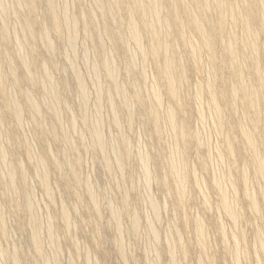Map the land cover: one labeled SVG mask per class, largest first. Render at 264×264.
Segmentation results:
<instances>
[{
	"label": "rangeland",
	"instance_id": "1",
	"mask_svg": "<svg viewBox=\"0 0 264 264\" xmlns=\"http://www.w3.org/2000/svg\"><path fill=\"white\" fill-rule=\"evenodd\" d=\"M0 1L2 2L1 4H3V6L5 2L4 10L0 9V28L3 27L4 25L5 26L7 25L6 30H8L6 32L8 35L5 40L2 39V37H0V57L2 55H6L7 53L8 61L12 63L11 64L12 66H14L12 68L15 71H17L18 69L19 71L21 70L20 72L24 73L25 76L27 77L28 75L26 74V71L23 69L21 63H19L20 62L19 60H21L23 57H24L23 59L28 58V56H30V53H31L30 48L28 49L27 44H25L24 42L26 41V38L27 40H29L30 36L28 35H30V33H28L27 30H24L25 22L23 21L26 17L25 15L29 16V10L27 7H25L23 3L20 2L21 0L20 1L19 0H0ZM54 1L57 2L56 5L59 11L58 16L60 18L62 16L63 19L62 18L61 19L63 21H65L66 18L76 19V22L72 24L74 25V27L70 24L63 23L59 31L54 30V27L52 24V17H50V12H49V8H48V4L46 0H38L39 4L37 5L35 9L36 12L34 11L32 14V17L36 19L35 27L33 28L36 38L34 40L35 43H33L34 45L32 46L34 47L32 48V51L36 59L35 60L36 66L31 72H32V76L33 75L35 76V77L33 76L32 79L36 78V80L34 81L31 78H28L27 80H25V77H24L22 81L15 84L14 81L11 82L12 78H10L9 75L7 74L8 81L6 80L5 83L2 85V87H0V128H1L0 129V151H1L0 153V181H1L0 182V221H1L0 222V226H1L0 227V247H1V252L0 253L2 254L0 255V264H4V263L5 264H15L14 260H12L13 254L15 253L17 254L19 258V262H20L19 264H45V262H47L48 259H49L48 264H53V263L54 264H57V263L58 264H72V263L73 264H168V263L169 264H198V263L199 264H203V263L204 264H236V263L237 264H256L255 258L259 260L257 264L259 262H261L259 264H263L264 255H262L263 253L261 254L262 251L260 248L256 249V247H259L258 246L259 245L258 235L256 234H258L257 229L259 228L258 229L259 232L262 233V234L259 233V236L263 239V242H264V205H263L264 196L262 197V195H264V187H263L264 178H262L264 177V175L261 176L256 173L255 167H253L254 164L251 160L252 153L246 148V145H245V140H244L245 137H243L244 135H242L243 133L240 132V130L235 128L241 121L240 124L247 125L248 127L246 128L248 130H251L253 134H256L254 135L256 140L262 141L261 146H260V153L262 155L263 162H264V140H263L264 138V117H263L264 116V96H263L264 95V78H263L264 76V33L260 31L258 27L255 28V31H257V35H258V39H257L258 47H259L258 54H257L259 56L258 63H260L259 64L260 68L262 67L260 69L262 72L261 73L262 85H260L258 84L259 81L257 80V78H255L257 80L256 81L254 77H251V76L248 77L251 74H250V65L248 63V60L246 61L244 59V56L246 55L244 43H243L244 42L243 39L245 37L244 29L242 28L239 22H238L239 24L235 21L233 22V20L230 19L231 17L229 15V12L231 11L232 7L233 9L236 10L238 6V9L236 11H238L239 9L242 10L244 8V3L237 2L234 0H226V2L224 0H221L222 2L225 3L226 9L228 10L226 12H228L227 20L229 22L227 21L226 22L227 24H225V27H226L224 30L225 35L232 37L234 45L236 44L235 45L236 48L238 47L237 48V52L239 53L238 55L243 56L245 54L242 57L244 59L242 62L247 67L244 66L242 63L239 71L242 70L244 72V73L242 72L244 76H246L247 74L246 79L247 78H250V79H247L246 83H248L250 87L251 86L254 87L253 89L257 91L256 100L258 103L257 105L258 108H257V117L256 119H254V121H252L253 120L252 117L254 115L253 111L251 114L248 109H246L243 105H241V102H240L241 100L239 101L240 99L239 96L237 95L235 97L237 98L236 100L225 89V86H223L222 82H225V81L229 83L232 82V85L235 84L234 82L235 78L233 77L235 76L237 69L235 70L230 65H225L224 67H222L221 65H218L220 64L219 58L222 57V53H223V44L221 43V41H218L216 43L217 49H216L215 54L217 57V61H216V65H214V63L210 62V59L206 58L208 57V54L204 49H201L199 51L201 45H200L197 34L193 33L190 28L185 27L186 32H187V38H189L188 42H191L196 47V50L199 51V53L201 54L199 55L201 57L199 56L200 59L199 58L194 59L193 62H195L196 64V67H195V64H192L193 62H191L193 58L190 57L189 54H187L188 53L187 46L182 43L175 44V52H178L176 53V55L179 58V60H181L180 57H182L181 64L183 65V67L184 66L185 67L183 68L184 70L181 71V76H180L183 79L181 83L177 86L179 88V95H180L179 100L180 101L173 100L168 95V93L165 92L166 88L164 86V80H161V79L158 80L159 79L158 78L159 77L158 67L161 65L163 58H158L156 60V59H153L151 55L150 56L147 55V57L142 56L141 51L139 52L138 46L134 44L131 39H129L130 37H128L130 30H129V24H128L129 22H128L127 14L125 13L124 10L116 11L115 9H113L114 7L111 4H115V2L112 3V1L110 0H104L106 2L107 8L109 7V9L106 11V14H105L107 15L106 17H108L109 19L108 20L105 17V15L104 16L101 15L100 7L97 4V2L94 0H54ZM213 1L215 0H209L211 7L208 9V12H210V14L208 13V15H211L212 18H215L217 16V12L214 11L215 7L213 4ZM246 1L247 0H245V2ZM259 1H261L260 6L263 11L264 1L262 0H259ZM19 3H21V7ZM65 4L67 7L65 6ZM96 4L98 5V7ZM230 4H232V6ZM229 6H231V8ZM5 7L9 9L6 10ZM62 7L64 8V10ZM111 7H113L112 8L113 10L112 9L110 10ZM193 8L195 9L194 5L192 6V9ZM19 10L20 12H18ZM62 10L65 12H63ZM178 13L181 17H183V13L180 9ZM106 28L108 30L114 31L117 35L119 34V37L120 35H122L121 39L115 40L112 36L108 35ZM40 29L41 30L46 29L45 32L49 33L48 37L44 38V36L40 35L41 34L39 32ZM72 29L76 32L75 37H74L75 32L72 31ZM116 31H118L119 33ZM189 31L193 36L190 35L191 36L190 37L188 35ZM24 32L26 33V35L24 34ZM16 35L18 36V38ZM50 35H51L52 40L49 38ZM192 37L195 38L197 43H195L196 41H194ZM19 39H21V43L18 42L20 41ZM22 39L24 41H22ZM48 39H50V41H48ZM190 39L192 40L189 41ZM234 39H236V41H234ZM44 40L46 41V43ZM51 41L55 49L53 51H49L48 50L49 47L47 46L48 42H51ZM141 42H142V46L144 44L143 48H146V47L148 48V45H149L148 35L143 34L140 40V44ZM19 44H21L22 48L20 47ZM126 44L127 46H125ZM23 47L25 49H23ZM19 48H20V51L18 50ZM243 48H244V51L242 52ZM46 50L47 52L48 51L49 52L47 53ZM135 50L136 51L138 50L139 53L138 52L134 53ZM184 50H187V51L184 52ZM19 53L23 55L20 56ZM42 55H44L45 57ZM139 55L142 56L143 60L145 59L144 57H146L145 59L146 62L143 61L141 59V56ZM184 55H186V57ZM106 59H107V62L110 59L108 64L109 66H111V68L112 66L117 67V68H114L116 73H115V78H114L115 80L114 79L113 80L115 82L116 77H117V80L120 83L116 81L114 84L112 82L111 77L108 74L106 75L105 72H107L108 69L103 65ZM113 60L115 61V64H113L114 62ZM136 60L138 63L136 62ZM195 60L197 62L199 61L200 63H197ZM43 62H46V63H43ZM18 64L20 65V67ZM135 64H138V65H136L135 67ZM140 64L142 66H140ZM5 65L10 70L9 64L4 63V66ZM43 65L45 67H43ZM190 65L191 66L194 65V66L191 67ZM7 67L4 69V71L6 72L8 71L9 73V70L7 69ZM105 68H106V71H105ZM138 69H142V70H138ZM74 70L79 71V73L81 72V74H78L79 76L82 75L81 81L82 80L84 81V82L82 81L81 84H83L82 86L84 88L87 87L86 95L84 98H82L80 92H78L80 91L79 90L80 88L78 86L79 83H78V79L75 78L77 77L76 73L78 72L76 71L74 72ZM97 70L99 71L97 72ZM140 71H142V73ZM42 72L44 75L42 74ZM49 73L50 75L51 73L53 75L51 79H49L50 77ZM145 74H147V76ZM42 75L44 79L42 78ZM95 75L97 77H95ZM214 75L215 77L213 78ZM38 76L41 77L42 81L43 80L47 81L49 79L52 82V84L55 81L57 82V83L56 82L54 83V85L56 86L55 88L57 90V95L55 97H54V94L51 93L53 91L47 90V88L49 89L52 87V85L50 86L51 82L50 83L49 81L42 82L40 80V77ZM46 77L47 79H45ZM232 78L234 81L232 80ZM29 80L32 83L33 87L29 84ZM150 80L151 81L155 80L157 84L153 83L154 81L151 82ZM251 80L253 81L252 83H251ZM150 82L151 84H149ZM116 84L119 89L122 86V88L125 89V92H127V94L123 93V94H126L125 103H123V100H125V96H121L120 93H117L116 91L117 89L115 87ZM153 84H155L156 86L155 85L153 86ZM196 84L197 86L199 85L202 86L203 88V89L201 88L202 91L201 89H199V87L196 86ZM206 84L207 86H205ZM44 85L46 88L43 87ZM148 85L149 86L152 85L154 88L157 87L158 91L160 90L159 91L160 97H163V99L160 98V102L157 103L155 100H152L150 102L153 90L150 89L152 86L148 88L149 87ZM208 85L210 87L212 86V88L215 91L216 101H218L220 111L222 112V113L220 112L221 114L220 118L217 115H214V113L216 114V112H214L215 110H213V107L209 105L211 103H208L210 102L209 96H208L209 89H206L207 87L209 88ZM112 87H115V88L112 89ZM16 91H17V94H16ZM197 91H199L197 95L200 94L201 96V97L199 96L200 98L197 97L196 95ZM200 91L203 93H201ZM3 93H7L9 97L13 98L15 101L18 102L17 104L20 103L19 105L20 107H22L23 113L21 112V115L18 120L14 119L15 117H13L11 114V111H9L10 108L3 101L4 100V98L2 99ZM42 93L44 95H42ZM47 93H49L50 96L49 94L47 95ZM24 94L27 98L29 99L31 98L30 100L35 101V103L38 106L40 105L39 110L40 108L42 110H40L39 112L40 115H38L40 117L38 118L37 116L38 119L36 118V116L32 115L30 107H28L29 102H27L30 100L26 99ZM136 94H137V97H136ZM162 94L163 96H161ZM118 95L124 99H122ZM43 96H45L46 98ZM51 96L54 97L53 100H52L53 97ZM130 96H132V99L130 98ZM144 96H148V98ZM139 97L142 99L144 98V100L146 99L147 102L150 104V106L153 105L157 107L159 117H161L160 127H163L161 128L160 130L161 132L159 134L156 132L155 124L153 123L151 118H149L148 112L145 111L144 104L141 103ZM195 97H197V99ZM32 98H34L35 100ZM80 98L82 102L80 101ZM110 98H112L113 100ZM46 99L49 101H47ZM96 99H99L98 100L99 102ZM234 99L236 101V104L238 105L235 104ZM44 100L45 102H43ZM50 100H52V102ZM85 100H86L85 102L86 104L82 105L84 104ZM87 100H88V103H87ZM199 101L202 104L199 103ZM49 102L53 105H51ZM97 102L99 105H97ZM118 102H120L122 106ZM131 102L133 104H131ZM186 102L188 106H187V109L184 110L182 108ZM43 103L45 104V106ZM57 103H60L59 104L60 107L57 106L58 105ZM126 103L128 106H126ZM46 104L47 105L49 104V105L47 106ZM114 104L115 106H113ZM199 104L200 106L202 105L203 108L199 107ZM49 106L52 108H49ZM83 106L85 107L87 106L86 108L88 109H86ZM47 107L49 108V110L47 109ZM126 107L128 108L130 107V109ZM234 107H237V108L234 109ZM83 108H84V112H83ZM171 108H174L172 110L175 112V115L178 118L177 119L178 122L181 123L182 121H185V123L187 124L186 131H185L187 136L179 138L180 132H178L179 130L178 128L180 127H178L176 130H171L169 127L167 128L166 126H164L166 123L165 120L167 119L166 117L168 116L169 110ZM199 108H201L202 110H200ZM53 110H55L54 112H56V114H54L55 116L52 115L54 113ZM235 110L237 111V113ZM49 112H52V114ZM164 112L165 114H163ZM116 113H117V116H119V117L116 116L119 119V120L117 119V121L114 120V118H116L115 117ZM201 114H203L202 116H205V117L202 118V116H200ZM83 115H86L87 117ZM41 116L44 117V124H43V119H42L43 117ZM212 116L213 117L216 116V118L214 117L215 118L214 119ZM112 117L114 121L112 120ZM226 117L227 119H225ZM33 118H34V121H33ZM162 120H164L165 122L163 123ZM17 121H20L21 123ZM57 121H59V123ZM221 121H224V122H221ZM72 122H74L73 125H72ZM90 122H91V125H90ZM94 122H95V126L93 125ZM131 123L133 124L131 125ZM40 125L44 127L45 129L40 127ZM96 126L98 127V130L101 131L100 132L101 136L105 137V140L107 139L106 141H104L106 143V149H108L107 154L98 150V148L95 145V142H94L95 137L94 135L92 136L91 132L93 129L92 127H96ZM61 127H64V128H61ZM40 128H41V132H40ZM56 129H59V130H56ZM164 131H165V134H164ZM219 131H222V132H219ZM225 131H228V132H225ZM62 132L64 135L62 134ZM199 132H201L200 135H199ZM177 133H178V136H177ZM169 134L171 136H168ZM196 134L198 135V137ZM165 135L167 136L165 137ZM61 136H64L67 139L65 140L64 137H61ZM227 136L230 137L232 145H234L236 149L235 153L231 154L233 156H231L230 153H227V151H224L226 150L224 145L226 141L225 137ZM166 138L167 139L170 138V139L165 141ZM176 138L178 139L175 144L173 140H175ZM257 138H260V139H257ZM124 140L127 141L125 142L129 144L128 147L130 150H132V152L130 151V155L127 158H124V162H123L124 165H127V161L129 162L127 166L125 167L124 165L122 166V169L124 168L123 169L124 171H123L122 169H120L121 167L119 165L118 166L120 168L116 165V163L119 158L117 154H121L123 152ZM197 140L199 142H197ZM66 141H67V144H66ZM111 141L112 143L113 142L117 143V145L113 143V146H112V144L109 143ZM165 142H168V143L171 142V143L169 145L167 143L166 145ZM118 143L120 145H118ZM177 143L179 146L177 145ZM68 144L69 145L71 144V146H69ZM66 146L67 148H65ZM173 147L176 149H173ZM1 148L4 150H2ZM112 148H115V149H112ZM117 148L119 151L117 150ZM140 148L142 149V151L144 150L143 153ZM167 148L168 149L171 148V149L168 151ZM218 148H220L222 152L219 151L220 149L218 150ZM26 150L28 153L25 152ZM175 150H177L178 153ZM209 150L211 152V155H210ZM75 152L76 154H74ZM173 152L174 153L176 152L178 156H182V157H178L176 155V158H178L180 162H182V164L184 163L182 165L183 169L181 168V171L185 169L184 171L185 173L184 172L182 173H183V176L185 177L184 182H186L187 180L186 182L187 184L184 183V189L186 188L187 190L183 194L184 195L183 197L180 194V192H178V189L176 188L177 186L174 185V182L176 184V181H174L173 179L174 177H172V175L168 173L169 166H170L169 157H170V154H172ZM180 152L182 153L180 154ZM219 152H221V154H219ZM114 153L116 156H112L114 155ZM217 153L219 154V158L217 157L218 155ZM29 154L31 155V158ZM101 154L104 157H102ZM146 154H149V156ZM206 154H208L211 157L207 156ZM1 155H3L2 156L3 158L4 157L5 158L3 159ZM27 155L29 156L27 157ZM220 155L222 156V158L220 157ZM32 156H35V157H32ZM70 156H75L76 159L75 157H70ZM77 157H79L80 160ZM105 157L106 159H104ZM41 158L45 159L46 164L43 163L44 165H41L42 164ZM70 158L72 159L70 160ZM110 158L111 159L114 158L115 162L113 161L114 159L111 160ZM145 158H149L150 160L149 159L146 160L145 166H143V162H141L140 159H142L143 161ZM209 158H211V161H209ZM53 159L57 160V163L53 162L54 161ZM219 159H223V160L220 161ZM3 160H4L5 165L2 162ZM105 160L107 161L105 162ZM47 161L49 162V164L47 163ZM107 162H108V166H107ZM205 162H207L206 165H205ZM35 163H37V165ZM9 164H12V165L10 166ZM33 165L34 166L36 165V166L34 167ZM57 165L58 166L60 165V166L58 167ZM112 165H115V166L111 167ZM69 166H71L72 168ZM140 167H143L145 170L142 169L143 170L142 171ZM69 168H71V171H69L70 170ZM76 169L78 170V172ZM116 169H118V171L120 169L119 171L120 173ZM192 169L193 171L194 170L196 171L192 172ZM228 169L229 170L231 169L230 170L231 174L228 173L229 175L227 174V171H229ZM121 170L123 171V173H121ZM149 170H152V171H149ZM224 170L226 173L223 172ZM242 170H244V172L247 174L245 175ZM42 172L44 173L42 174ZM149 172L152 175L149 174V177H147V174ZM195 172H196V175H195L196 178L198 177L197 179L194 176ZM73 174L76 177L73 176ZM212 174H214L215 176L217 175L218 176L214 177ZM10 175H12V178H14L13 182L15 183V188L12 189L14 193L12 192V190L7 189V187L5 186L6 185L5 180H7ZM37 175L38 177L40 175V178H38ZM143 175L146 176L147 178L143 177ZM1 176L3 178L5 177L4 180L2 179ZM212 176L218 179L219 182H221L219 187L220 186L222 187V191H224L225 193H229L226 195H229V197L228 196L227 197H228V200L232 203V205H234V203L236 202L237 206L240 207L239 209L238 207L236 208V205H234V208H236L235 210L237 213V218L235 220L238 219V221L232 220L233 221L232 222L231 218L228 217L225 209H224V212L222 211L223 207L220 204L221 194H222L220 193L221 187L219 189L218 184H216L217 186H215V183L212 182L213 181ZM221 176L224 177L223 179L225 181L222 180ZM244 176H246L247 178L249 177L247 179L248 180L247 181L248 184L246 185L247 187H245V185L242 183ZM45 177L46 178L48 177L49 179L46 182L45 180L47 179ZM219 177H221V179ZM78 178H79V181H78ZM38 179L39 180L41 179L42 182L41 180L39 181ZM146 179L149 184L146 183L145 185L144 181H146ZM164 179H167V180L164 181ZM194 180H197V181H194ZM202 180L204 181V183L200 182ZM223 181L225 184L223 183ZM88 182L91 185L88 184ZM197 182L198 183L200 182V183L198 184ZM227 182H230V183H227ZM48 183H49V187L47 188H49L50 192H51L50 188H52V192L50 193V195H47L46 190L45 192H43L44 191L43 186ZM231 183L233 184L231 185ZM205 184L207 186L204 187ZM249 184H251V186ZM87 185L89 187V190L87 189L88 188ZM148 185H151V186L148 187ZM214 186L217 189H215ZM244 187L249 188V189L246 190ZM252 187L253 189L251 191L250 188ZM45 188H46V185H45ZM91 188L94 190V192L96 191L95 197L93 199L95 202H97L96 200L98 198L97 203H92L93 200L90 201L92 199L91 195L89 197L87 195L88 191H89V194H91L90 191H93ZM243 188L246 191H244ZM260 188H261L262 193L259 190ZM14 190H16L17 192ZM203 191L205 194H203ZM207 191L209 194L207 193ZM248 192L252 195L254 194V197L257 200V203H258V210H256L258 211L257 216H255L256 211L255 213H252L254 212V210L250 204V198H248L249 194H247ZM251 192H254V193H251ZM45 193L47 196L44 195ZM51 194H53V196ZM97 194L99 197L97 196ZM149 194L152 196H150ZM200 195H204V197L206 196L205 199H202L203 196H200ZM236 195H238V198ZM177 196H179V198ZM26 197H29L31 199L27 200L29 198L26 199ZM125 198H126V201L123 202V199L125 200ZM154 198L157 200L156 202ZM207 198H208V201H206ZM246 198L248 199L246 200ZM148 199L152 202L154 201V203L151 202L150 204V201ZM121 201L123 202V205ZM62 202L64 204H62ZM32 203L35 207L32 205ZM124 203H126L127 205ZM203 203H205L206 205H209V207L210 206L212 207L208 209V206H206ZM246 204H248L247 206L249 207H247ZM95 205L97 206V208L98 207L99 208L98 209L94 208L96 207ZM150 205H153L154 207L158 205V207L156 208L157 210L159 208L160 211L159 210L157 211L156 208H154L156 210V213H154L155 211L153 209L154 211L153 212L150 209V208H153L152 206L149 207ZM202 205H205V206H202ZM112 206L115 209L117 208L116 213L120 212L119 213L120 215L114 213L115 209L112 210ZM61 207H63L64 211L66 210L65 212L70 211L69 213H67V214H70L68 215V217L69 216L71 217L69 218V220L67 219L68 227L67 225H65L67 221L65 222L64 218L62 219V216H63L62 214H64L65 212L61 210ZM183 209H184V212H183ZM34 210H36L37 213ZM98 210L99 211L101 210L100 213L96 212ZM60 211L61 212L63 211L64 213L63 212L61 213ZM28 212H31V213H28ZM96 213L99 215H97ZM113 213L115 215H113L112 217L111 214ZM152 213L155 214V218ZM136 214H137V217H135ZM33 215L34 216L37 215V221L36 220L34 221V218H36V216L34 217ZM132 215H134L133 217H135L137 221L133 222L134 218L132 217ZM157 215L159 217L156 219ZM38 216H40L42 219H40V217ZM146 216H147V219H146ZM239 216L241 218V221L239 220L240 219ZM32 217L34 218L32 219ZM115 217H120V219L118 218L119 222L117 223H119L118 226L121 229H119V227L117 226L116 221L118 220ZM49 218L51 220V223L49 221ZM115 219L116 221H114ZM32 220L34 221V223L41 222V224L37 223V229H36V226L33 228L34 223ZM29 221L32 223H30ZM45 221L46 222L49 221V222L46 223ZM60 221L62 222V224L60 223ZM135 222L139 223V228H138V224L137 223L135 224ZM197 222H201L204 227L203 232L205 233L204 234L205 238L202 243L200 242L201 240L199 239V236L196 233L197 232L196 231ZM49 223L53 225V226L51 225L53 227L52 229H50L51 226ZM151 223H153L156 227H153L154 226L153 224H152L153 226H151ZM172 223L174 226L172 225ZM237 223H239V225ZM42 224L44 226L40 227V225ZM115 224L118 228L115 226ZM222 225L224 226V228L221 227ZM39 227L42 228V230H40ZM47 227L48 228L50 227V228L48 229ZM73 227H75L74 230H72ZM116 228L118 230H116ZM66 229H68V231L70 232H68ZM132 229L134 231H132ZM222 231L223 232L225 231L226 233L225 232L222 233ZM29 232L32 234H30ZM36 232H39V235L41 233V235L39 236L40 243H41L39 250L35 248L36 246L33 241V238L32 239L29 238V237L34 236ZM47 232H51V234L48 235ZM221 233L224 234V236L226 235L227 237L225 236L224 238V236ZM51 235L53 236V239H50L52 237ZM120 235L122 239L119 237ZM206 235H209L208 239ZM47 236L49 237L46 238ZM195 236H197L198 238H196ZM233 236L235 237V239L237 238V240H233L230 238ZM244 237H245V242L243 240V243H242V239H244ZM226 238H227V242H229V245H227L226 243ZM45 239L47 241H45ZM166 239H167V242H166ZM56 240H59V244L57 243ZM171 241H173L174 244L176 245H173L172 244L173 242ZM238 241H239L240 246L237 243ZM43 244L44 245L46 244V245L44 246ZM177 244L179 246L176 249ZM153 246H154V249L152 248ZM172 246H174L175 248ZM236 246H239L240 248L238 249V247L236 248ZM180 247L182 250L180 249ZM231 247L233 248V250ZM2 248L4 249V251H2L3 250ZM172 248H174L175 250H172ZM241 248L243 249L245 248L247 252L245 251V249L241 250ZM45 249H48V250H45ZM14 250H17V251L15 252ZM37 250L39 253L37 252ZM240 250L242 251V253L243 252L245 253L241 254ZM155 251L159 252V256H158V252H155ZM11 252H14V253H11ZM85 252H88V253H85ZM172 252L173 254L174 252L175 254L176 253L177 254L171 255L170 253ZM4 253L5 254L7 253V256L4 255ZM56 253L58 255H56ZM256 253L258 255H256ZM48 254H51V255H48ZM86 254L88 256H86ZM120 254H123V255L121 256ZM10 255H11V258H10ZM47 255L49 256L48 258L46 257ZM52 255H54L55 258L52 257ZM119 255L122 259L119 257ZM243 255L245 258H243ZM2 256L4 258V261L2 260L3 259ZM5 256H6V259H5ZM258 256H259V259H258ZM168 257L171 260H169ZM88 258L90 259L88 260ZM230 258H232V260ZM123 259H127V260H123ZM52 260L53 261L56 260L55 262L57 263L50 262ZM171 261H174V263Z\"/></svg>",
	"mask_w": 264,
	"mask_h": 264
},
{
	"label": "bare ground",
	"instance_id": "2",
	"mask_svg": "<svg viewBox=\"0 0 264 264\" xmlns=\"http://www.w3.org/2000/svg\"><path fill=\"white\" fill-rule=\"evenodd\" d=\"M20 1V0H19ZM94 1H96L97 2V4L99 5V7H100V13H101V15L102 16H104L105 14H106V11L109 9V7L107 8V6H106V2L104 1V0H94ZM110 1H112V3L113 2H115V4H111L113 7H111L110 8V10L113 8V9H115L116 11H119V10H124L125 11V13L127 14V16H128V24H129V35H128V37H130L129 39H131L132 40V42L134 43V44H136L137 46H138V48H139V52L141 51V54H142V56H146L147 57V55H151L152 57H153V59H158V58H163V61H162V63H161V65L158 67V75H159V79L158 80H164V86H165V92H167L168 93V95L173 99V100H179V88L177 87L180 83H181V81H182V79L183 78H181L180 76H181V71L182 70H184L183 68L185 67H183V65L181 64V60H182V57H180L181 58V60H179V58L177 57V55H176V53H178V52H175V44L176 43H182V44H184V45H186L187 46V49H188V53L187 54H189V56L190 57H192L193 58V60H191V62H193L194 61V59L196 58V59H200V53H199V51L201 50V49H204L206 52H207V54H208V57H206L207 59H210V62H212V63H214V65H216V61H217V57H216V43L218 42V41H221V43L223 44V53H222V57L221 58H219L220 59V64H218V65H221L222 67H224L225 65H230L232 68H234L237 72H236V74H235V76L233 77V78H235V81L233 80V78H232V80L235 82V84L234 85H232V82L231 83H229V82H227V81H225V82H222L223 83V86H225V89L230 93V95L233 97V98H235L237 95L239 96V101L241 102V105H243L246 109H248L249 110V112L252 114V111H253V113H254V115H253V117H252V121H254V119H256V117H257V108H258V103H257V100H256V95H257V91H255V89H253L254 87H250L249 85H248V83H246V80L247 79H250V78H247L246 79V76H247V74H246V76H244V72L242 71V70H240L239 71V69H240V67H241V64L243 63L242 61L245 59L246 61L248 60V63H249V65H250V74L251 75H249L248 77H254V79L255 78H257V80L259 81V83L258 84H260V85H262V77H261V68H260V66H259V64L260 63H258V35H257V31H255V28L256 27H258L259 28V30L260 31H262L263 33H264V10L262 11V9H261V6H260V2L261 1H259V0H247L246 2H245V0H234V1H237V2H242V3H244V8L242 9V10H238V11H236L237 9H238V6H237V4H236V6H237V9L235 10V9H233V7L231 8V6H232V4H230L231 6H229L230 8H231V11L229 12V15H230V19H232L233 20V22L235 21V22H239L240 24H241V26H242V28L244 29V33H245V37H244V39H243V43H244V48H245V56H246V58H245V56H244V59L242 58L243 56H240V55H238L239 53L237 52V48H236V44L234 45V43H233V40H232V37H230V36H226L225 35V24H227L226 22L228 21L227 20V18H228V12H226V11H228L227 9H226V6H225V3L224 2H222L221 0H215V1H213V4H214V11H216L217 12V16L215 17V18H212V16L211 15H208V13L210 14V12H208V9L211 7V4L209 3V0H110ZM225 2H226V0H224ZM262 1H264V0H262ZM21 3H23L24 5H25V7H27L28 8V10H29V16H27V15H25L26 17H25V19L23 20L24 22H25V28H24V30H27L28 31V33H30V35H28V36H30V38H29V40H27V38H26V41H24L23 39H22V41H24L25 42V44H27V46H28V49L30 48V50H31V53H30V56H28V58H26V59H23L22 57V59L21 60H19L20 62L19 63H21V65H22V67H23V69L26 71V74L28 75L27 77L25 76V74L24 73H22V72H20L19 71V69L17 70V71H15L12 67H14V66H12L11 64L12 63H10L9 61H8V58H7V53H6V55H2L1 57H0V87H2V85L5 83V81L7 80L8 81V79H7V74L9 75V77L10 78H12L11 79V82L12 81H14V83L15 84H17L18 82H20V81H22L23 80V78L25 77V80H27L28 78H33V76H32V70L35 68V66H36V62H35V56H34V54H33V51H32V48H34V47H32L34 44L33 43H35L34 42V40H35V33H34V30H33V28L35 27V21H36V19L34 18V17H32V14H33V12L35 11L36 12V7H37V5L39 4L38 3V0H21L20 1ZM46 2H47V4H48V8H49V12H50V17H52V24H53V27H54V30H56V31H59L60 30V28H61V26L63 25V23L64 24H70V25H72V24H74L75 22H76V19H75V21H74V19L72 18V19H69V18H66L65 19V21H63L62 19V16H61V18L58 16V7H57V5H56V3L57 2H55L54 0H46ZM215 2V3H214ZM236 2V3H237ZM2 2L0 1V9L1 10H4V6H5V2H4V6H3V4H1ZM21 3H19L20 4V7H21ZM109 3V2H108ZM230 3V2H229ZM235 3V2H234ZM242 3H241V5H242ZM264 3V2H263ZM17 4V3H16ZM96 4V5H97ZM240 4V3H239ZM238 4V5H239ZM98 5H97V7H98ZM109 5V4H108ZM195 6V9L193 8L192 9V6ZM262 5V4H261ZM18 6V5H17ZM65 6H66V4H65ZM110 6V5H109ZM213 6V5H212ZM9 7V6H8ZM67 7V6H66ZM235 7V6H234ZM243 7V6H242ZM18 8V7H17ZM63 8V7H62ZM263 8V7H262ZM5 9L6 10H8L6 7H5ZM23 9V8H22ZM26 9V8H25ZM112 9V10H113ZM179 9L182 11V13H183V17H181L180 15H179V13H178V11H179ZM6 10H5V12H6ZM27 10V11H28ZM63 10H64V8H63ZM62 10V11H63ZM109 10V11H110ZM68 11V10H67ZM115 11V12H116ZM210 11V10H209ZM2 12H4V11H2ZM11 12V11H10ZM18 12H20V10L18 11ZM24 12V11H23ZM61 12V11H60ZM63 12H65V11H63ZM26 13V12H25ZM112 13V12H111ZM118 13V12H117ZM20 14V13H19ZM21 14H22V12H21ZM27 14V13H26ZM62 14V13H61ZM60 14V15H61ZM108 15H109V13H108ZM116 15V14H115ZM3 16V15H2ZM5 16V15H4ZM107 15H105V17H106ZM113 16V15H112ZM23 17V16H22ZM107 19H108V17H106ZM113 18V17H112ZM4 19V18H3ZM111 19V18H110ZM114 19V18H113ZM112 19V20H113ZM119 19H120V17H119ZM109 20V19H108ZM20 21V20H19ZM114 21H116V20H114ZM113 21V22H114ZM120 21V20H119ZM92 22H94V21H92ZM112 22V23H113ZM229 22V21H228ZM238 23V24H239ZM94 24V23H93ZM124 24V23H123ZM236 24V23H235ZM2 25V24H1ZM69 25V26H70ZM66 26H68V25H66ZM65 26V27H66ZM73 27H74V25H72ZM75 26H76V24H75ZM236 26V25H235ZM128 27V26H127ZM185 27H188V28H190L191 29V31L193 32V33H195V34H197V36H198V38H199V42H200V45H201V47H200V49H199V51H197L196 50V47L191 43V42H188V39L189 38H187V32H186V28ZM6 28H7V25L5 26H3V27H1L0 28V37H2V39H6L7 38V31L8 30H6ZM71 28V27H70ZM76 28V27H75ZM74 29V28H73ZM72 29V31H74ZM127 29V28H126ZM240 29H241V27H240ZM46 30V29H45ZM45 30H39V32L41 33L40 35H42V36H44V38L45 37H48V34L49 33H46L45 32ZM66 30V29H65ZM76 30V29H75ZM106 30H107V34L108 35H110V36H112L115 40H118V39H121V37H122V35H120V37H119V34L117 35L114 31H112V30H108L107 28H106ZM105 30V31H106ZM19 31H20V29H19ZM23 32V31H22ZM55 32V31H54ZM62 32H63V30H62ZM75 32V31H74ZM116 32H118V31H116ZM127 32V31H126ZM52 33V32H51ZM68 33V32H67ZM73 33V32H72ZM119 33V32H118ZM189 33H190V31H189ZM188 33V35L190 36V35H192L191 33L189 34ZM231 33V32H230ZM234 33V32H233ZM236 33V32H235ZM22 34V33H21ZM24 34L26 35V33L24 32ZM74 34V33H73ZM143 34H146V35H148V37H149V45H148V48L146 47V48H143V46H144V44H143V46H142V42H141V44H140V40H141V38H142V36H143ZM229 34V33H228ZM17 36V35H16ZM21 36V35H20ZM24 36V35H23ZM76 36V32H75V35H74V37ZM188 36V37H189ZM193 36V35H192ZM73 37V36H72ZM146 37V36H145ZM191 37V36H190ZM239 37H241V36H239ZM243 37V36H242ZM17 38H18V36H17ZM17 38H15V39H17ZM42 38V37H41ZM49 38L51 39V35L49 36ZM193 39H194V41H196L195 40V38L194 37H192ZM50 39H48V41H50ZM68 39H69V37H68ZM73 39H75V38H73ZM72 39V40H73ZM20 41H18L19 43H21V39H19ZM52 40V39H51ZM128 40V39H127ZM130 40V41H131ZM142 40H144V39H142ZM192 39H190L189 41H191ZM45 41V40H44ZM126 41V40H125ZM129 41V40H128ZM234 41H236V39H234ZM16 42V41H15ZM70 42H71V40H70ZM127 42V41H126ZM45 43H46V41H45ZM128 43V42H127ZM195 43H197V41L195 42ZM22 44H23V42H22ZM70 44H72V43H70ZM130 44V43H129ZM128 44V45H129ZM199 44V43H198ZM242 44V43H241ZM20 45V47H21V44H19ZM146 45V44H145ZM195 45H197V44H195ZM199 45V46H200ZM243 45V44H242ZM16 46H18V45H16ZM15 46V47H16ZM47 46L49 47L48 48V50L49 51H53V50H55L54 49V46H53V44H52V41L51 42H48V44H47ZM125 46H127V44L125 45ZM26 47V46H25ZM242 47V46H241ZM22 48V47H21ZM128 48V47H127ZM135 48H136V46H135ZM137 48V49H138ZM176 48H177V46H176ZM244 48H243V50H242V52L244 51ZM23 49H25L24 47H23ZM23 49H22V51H23ZM19 51H20V48L18 49ZM33 50H35V49H33ZM219 50V49H218ZM18 51V52H19ZM48 51V52H49ZM179 51V50H178ZM187 50H184V52H186ZM46 52H47V50H46ZM47 52V53H48ZM130 52V51H129ZM138 52V50L136 51L135 50V52L134 53H137ZM138 52V53H139ZM172 52V53H171ZM25 53H26V51H25ZM27 53H29V52H27ZM133 53V52H132ZM218 53V52H217ZM220 53V52H219ZM5 54V53H4ZM20 54V53H19ZM18 54V55H19ZM106 54V53H105ZM200 54V55H199ZM206 54V53H205ZM242 54V53H241ZM21 55H23V54H20V56ZM45 55V54H44ZM44 55H42V56H44ZM107 55V54H106ZM130 55V54H129ZM131 55H133V54H131ZM135 55V54H134ZM178 55H180V54H178ZM203 55V54H202ZM139 56H141V55H139ZM142 56H141V59H142ZM185 57H186V55H184ZM200 56V57H199ZM27 57V56H26ZM45 57V56H44ZM130 57H132V56H130ZM146 57H144L145 59H146ZM47 58V57H46ZM104 58V57H103ZM149 58V57H148ZM188 58V57H187ZM132 59V58H131ZM135 59V58H134ZM145 59L143 60V61H145ZM110 60V59H109ZM109 60H108V62H109ZM112 60V59H111ZM133 60V59H132ZM202 60V59H201ZM200 60V61H201ZM9 64V66H10V70L8 69V67H7V69L9 70V73H8V71L6 72V71H4V69L6 68L5 66H4V63L5 64H7L6 62ZM114 61V60H113ZM187 61V60H186ZM196 61V60H195ZM11 62H12V60H11ZM103 62H104V60H103ZM108 62H107V59H106V61L104 62V66L108 69V71L107 72H105L106 73V75L108 74L110 77H111V79H112V82L115 84V82L117 81L118 82V80H117V77H116V81L114 82V78H115V70H114V68H117V67H113L112 66V68H111V66H109V64H108ZM133 62V61H132ZM136 62H137V60H136ZM146 62V61H145ZM157 62V61H156ZM188 62V61H187ZM190 62V61H189ZM197 62V61H196ZM209 62V63H210ZM245 62V61H244ZM43 63H46V62H43ZM112 63V62H111ZM110 63V64H111ZM138 63V62H137ZM143 63V62H142ZM141 63V64H142ZM197 63H200L199 61L197 62ZM14 64V63H13ZM71 64H72V62H71ZM74 64V63H73ZM113 64H115V61L113 62ZM112 64V65H113ZM140 64V66H142ZM192 64H195V62H193ZM19 65V64H18ZM48 65V64H47ZM133 65V64H132ZM136 65H138V64H135V67H136ZM210 65V64H209ZM213 65V66H214ZM243 65H244V63H243ZM73 66V65H72ZM71 66V67H72ZM191 66V65H190ZM192 66H194V65H192ZM191 66V67H192ZM244 66H246V65H244ZM243 66V67H244ZM5 67V68H4ZM19 67H20V65H19ZM43 67H45L44 65H43ZM95 67V66H94ZM195 67H196V64H195ZM194 67V68H195ZM242 67V68H243ZM247 67V66H246ZM47 68V67H46ZM77 68V67H76ZM106 68H105V71H106ZM145 68V67H144ZM218 68H220V67H218ZM227 68V67H226ZM249 68V67H248ZM6 69V70H7ZM45 69V68H44ZM74 69V68H73ZM95 69V68H94ZM104 69V68H103ZM135 69V68H134ZM143 69V68H142ZM142 69H138V70H142ZM196 69V68H195ZM194 69V70H195ZM212 69V68H211ZM215 69V68H214ZM36 70V69H35ZM50 70V69H49ZM96 70V69H95ZM130 70V69H129ZM220 70V69H219ZM244 70V69H243ZM246 70V69H245ZM24 71V72H25ZM76 70H74V72H75ZM99 70H97V72H98ZM119 71V70H118ZM144 71V70H143ZM197 71V70H196ZM211 71H213V70H211ZM210 71V72H211ZM263 71V70H262ZM6 72V73H5ZM43 72H44V70H43ZM43 72H42V74H43ZM47 72V71H46ZM49 72V71H48ZM76 72H78V73H76V76L77 77H75L76 79H78V83H79V90L80 91H78V92H80V94H81V97L82 98H84L85 97V95H86V88L87 87H83L82 85L83 84H81V82L83 81H81V77H82V75H78V74H81V72L79 73V71H76ZM94 72V71H93ZM141 73H142V71H140ZM190 72V71H189ZM193 72V71H192ZM195 72V71H194ZM243 72V73H242ZM95 73H96V71H95ZM118 73V72H117ZM144 73V72H143ZM249 73V72H248ZM47 74V73H46ZM45 74V75H46ZM119 74V73H118ZM118 74H117V76H118ZM133 74V73H132ZM190 74V73H189ZM213 74H214V72H213ZM38 75V74H37ZM44 75V74H43ZM43 75H42V78H43ZM48 75V74H47ZM74 75H75V73H74ZM97 75H98V73H97ZM128 75V74H127ZM146 76H147V74H145ZM144 75V76H145ZM50 76V77H49ZM49 79H51V77L53 76L52 75V73H51V75H50V73H49ZM145 76V77H146ZM212 76V75H211ZM219 76V75H218ZM222 76V75H221ZM263 76V75H262ZM35 77V76H34ZM38 77H40V76H38ZM95 77H97L96 75H95ZM100 77V76H99ZM209 77V76H208ZM215 77V75L213 76V78ZM9 78V79H10ZM54 78V77H53ZM109 78V77H108ZM107 78V79H108ZM210 78V77H209ZM212 78V79H213ZM263 78H264V76H263ZM30 79V80H31ZM38 79V78H37ZM44 79V78H43ZM45 79H47V77L45 78ZM45 80L46 82H48L49 81V83L51 82L50 80ZM97 79H99V78H97ZM111 79H109V80H111ZM114 79V80H113ZM145 79V78H144ZM30 80H29V84L32 86V83L30 82ZM32 80H36V78L35 79H32ZM40 80H41V77H40ZM52 80H54V79H52ZM147 80V79H146ZM145 80V81H146ZM207 80H208V78H207ZM256 80V79H255ZM256 80V81H257ZM42 81V80H41ZM44 80L42 81V82H45ZM151 81V80H150ZM152 81H154L153 83H156L157 84V82H155V80H152ZM151 81V82H152ZM206 81V80H205ZM212 81V80H211ZM215 81V80H214ZM41 82V83H42ZM54 82V81H53ZM56 82V81H55ZM54 82V83H55ZM84 82V81H83ZM97 82V81H96ZM151 82L149 83V84H151ZM184 82H185V80H184ZM253 81L251 80V83H252ZM54 83L52 84V82H51V84H50V86L52 85V87L51 88H47V90H51V91H53V92H51V93H53L54 94V97L57 95V90H56V86L54 85ZM57 83V82H56ZM95 83V82H94ZM100 83V82H99ZM118 83H120V82H118ZM161 83H163V82H161ZM197 83H199V82H197ZM210 83V82H209ZM208 83V84H209ZM215 83V82H214ZM214 83H213V85H214ZM250 83V84H251ZM75 84H76V82H75ZM85 84V83H84ZM122 84V83H121ZM134 84V83H133ZM221 84V83H220ZM33 85H34V83H33ZM36 85V84H35ZM100 85V84H99ZM155 84H153V86H154ZM161 85V84H160ZM199 85V84H198ZM211 85V84H210ZM218 85V84H217ZM222 85V84H221ZM259 85V86H260ZM12 86H14V85H12ZM49 86V85H48ZM49 86V87H50ZM119 86V85H118ZM124 86V85H123ZM149 86V85H148ZM150 86H152V85H150ZM150 86L148 87V88H150ZM151 87L150 89H152L153 90V92L152 91H150V92H152V95H151V99H150V102L152 101V100H155L157 103L158 102H160V98H162L163 99V97H160V93H159V91L157 90V87ZM156 86V85H155ZM196 86H197V84H196ZM205 86H207V84L205 85ZM209 86V85H208ZM222 86V87H223ZM33 87V86H32ZM43 87H45V85L43 86ZM99 87V86H98ZM115 87H116V91H117V93H120L121 94V96H125L126 94H127V92H125V89H123L122 88V86L120 87V89L117 87V84L115 85ZM115 87H112V89L113 88H115ZM197 87H199V89H201L202 88V86L201 85H199V86H197ZM46 88V87H45ZM78 88V87H77ZM39 89V88H38ZM135 89V88H134ZM139 89V88H138ZM147 89V88H146ZM199 89H197V90H199ZM203 89V88H202ZM202 89H201V91H202ZM206 89H209L208 90V93H209V101L210 102H208V103H211V104H209V105H211L212 107H213V110H215L214 112H216V114L214 113V115H217L219 118L221 117L220 115V107H219V105H218V101H216V95H215V91H214V89L212 88V86L210 87L209 86V88L207 87ZM222 89V88H221ZM258 89V88H257ZM262 89V88H261ZM47 90H46V92H47ZM136 90V89H135ZM135 90H134V92H135ZM41 91H43V90H41ZM102 91V90H101ZM200 91V92H201ZM205 91V90H204ZM225 91V90H224ZM226 91V92H227ZM48 92H50V91H48ZM221 92H223V91H221ZM123 93H126V94H123ZM133 93V92H132ZM138 93V92H137ZM182 93V92H181ZM199 93V91H197V93H196V95ZM201 93H203V92H201ZM219 93V92H218ZM260 93V92H259ZM13 94V93H12ZM16 94H17V91H16ZM26 94V93H25ZM25 94H24V96H25ZM49 93H47V95H48ZM52 94V95H53ZM79 94V95H80ZM135 94V93H134ZM134 94H132V95H134ZM149 94V93H148ZM30 95V94H29ZM42 95H44L43 93H42ZM41 95V96H42ZM46 95V94H45ZM207 95V94H206ZM221 95V94H220ZM227 95H229V94H227ZM261 95V94H260ZM34 96V95H33ZM49 96H50V94H49ZM112 96V95H111ZM115 96V95H114ZM119 96V95H118ZM121 96H119V97H121ZM127 96H129V95H127ZM161 96H163V94L161 95ZM195 96V95H194ZM200 96V94L199 95H197V97H199ZM264 96V95H263ZM26 97V96H25ZM29 97V96H28ZM30 97H32V96H30ZM43 97H45V96H43ZM51 97H53V96H51ZM50 97V98H51ZM54 97L52 98V100L54 99ZM59 97V96H58ZM116 97H117V95H116ZM136 97H137V94H136ZM144 97H147L148 98V96H144ZM197 97H195L196 99H197ZM201 97V96H200ZM199 97V98H200ZM226 97V96H225ZM4 98V102H5V104L10 108V110L9 111H11V114H12V116L13 117H15L14 119H16V120H18L19 119V117H20V115H21V112L23 111L22 110V107H20V103L19 104H17L18 102L17 101H15L13 98H11V97H9L8 95H7V93H3V96H2V99ZM42 98V97H41ZM46 98V97H45ZM49 98V99H50ZM122 98V97H121ZM130 98L132 99V96H130ZM185 98V97H184ZM198 98V99H199ZM208 98V97H207ZM18 99V98H17ZM26 99H28V100H30L29 98H27L26 97ZM25 99V100H26ZM32 99H34V98H32ZM60 99V98H59ZM110 99H112V98H110ZM122 99H124V98H122ZM128 99V98H127ZM139 99H140V101H141V103L142 104H144V107H145V111H147L148 112V115H149V118H151V120L153 121V123L155 124V128H156V132L159 134L161 131V128H163V127H160V121H161V117H159V113H158V109H157V107L156 106H150V104L147 102V100L145 99L144 100V98L142 99V98H140L139 97ZM236 100H237V98H235ZM235 99H234V101H235ZM35 100V99H34ZM47 100V99H46ZM52 100H50L51 102H52ZM61 100V99H60ZM97 101L99 100V99H96ZM113 100V99H112ZM129 100V99H128ZM182 100V99H181ZM201 100V99H200ZM19 101V100H18ZM38 101V100H37ZM36 101V102H37ZM47 101H49V100H47ZM55 101V100H54ZM80 101L82 102V100H81V98H80ZM79 101V102H80ZM111 101V100H110ZM130 101V100H129ZM180 101V100H179ZM198 101V100H197ZM27 102H29L28 104H29V106L28 107H30V110H31V112H32V115L33 116H36V118H37V116L38 115H40L39 114V112H40V110H42L41 108H40V110H39V106L35 103V101H32V100H30V101H27ZM43 102H45V100L43 101ZM86 100L84 101V104H82V105H85L86 103ZM99 102V101H98ZM98 102H97V105H99L98 104ZM101 102V101H100ZM112 102V101H111ZM126 102V96H125V100H123V103H125ZM133 102V101H132ZM131 102V104H133ZM184 102H185V100H184ZM240 102H239V104H240ZM50 103V102H49ZM60 103H61V101H60ZM60 103H57L58 105V107H60L59 106V104ZM87 103H88V100H87ZM110 103V102H109ZM113 103H115V102H113ZM118 103H120V102H118ZM163 103V102H162ZM178 103V102H177ZM199 103H201L200 101H199ZM27 104V105H28ZM44 104V103H43ZM51 104V103H50ZM202 104V103H201ZM235 104H236V101H235ZM47 105V104H46ZM49 105V104H48ZM47 105V106H48ZM51 105H53V104H51ZM55 105H56V103H55ZM117 105H119V104H117ZM116 105V106H117ZM120 105L122 106V104L120 103ZM167 105V104H166ZM181 105V104H180ZM223 105V104H222ZM236 105H238V104H236ZM44 106H45V104H44ZM88 106V105H87ZM86 106V107H87ZM112 106V105H111ZM113 106H115V104L113 105ZM126 106H128L127 105V103H126ZM133 106V105H132ZM163 106V105H162ZM187 102L185 103V105H183V108L182 109H187ZM235 106V105H234ZM242 106V107H243ZM263 106V105H262ZM57 107V108H58ZM83 107H85V106H83ZM85 107V108H86ZM166 107V106H165ZM172 107V106H171ZM181 107V106H180ZM199 107H202L203 108V106L201 105L200 106V104H199ZM233 107V106H232ZM49 108H52V107H50L49 106ZM49 108L47 107V109L49 110ZM115 108V107H114ZM113 108V109H114ZM126 108H128V107H126ZM125 108V109H126ZM198 108V107H197ZM235 108H237V107H234V109ZM259 108H260V106H259ZM53 109H54V107H53ZM86 109H88V108H86ZM128 109H130V107L128 108ZM172 109H174V108H171L170 110H169V114H168V116L166 117L167 119L165 120L166 121V123H165V125L164 126H166L167 128L169 127L171 130H176L178 127H180V128H178L179 130H178V132H180L179 133V138L181 137H184V136H187L186 135V126H187V124L185 123V121H182L181 123L180 122H178V118L176 117V115H175V112L172 110ZM178 109V108H177ZM200 110H202L201 108H199ZM198 109V110H199ZM52 110V109H51ZM58 110V109H57ZM62 110V109H61ZM115 110V109H114ZM237 110V109H236ZM235 110V111H236ZM55 110H53V112H54ZM86 111V110H85ZM127 111V110H126ZM133 111V110H132ZM196 111V110H195ZM30 112V111H29ZM30 112V113H31ZM83 112H84V108H83ZM97 112H99V111H97ZM116 112V111H115ZM182 112V111H181ZM10 113V112H9ZM23 113V112H22ZM44 113V112H43ZM47 113H48V111H47ZM49 113H51L52 114V112H49ZM113 113V112H112ZM183 113V112H182ZM222 113V112H221ZM236 113H237V111H236ZM54 114H56V112H54L52 115H54ZM62 114V113H61ZM87 114V113H86ZM163 114H165V112L163 113ZM199 114V113H198ZM43 115V114H42ZM50 115V114H49ZM130 115V114H129ZM133 115V114H132ZM160 115H162V114H160ZM203 114H201L200 116H202ZM224 115V114H223ZM259 115V114H258ZM32 116V117H33ZM55 116V115H54ZM58 116V115H57ZM83 116H85V117H87L86 115H83ZM117 116V113H116V115H115V117ZM131 116V115H130ZM184 116V115H183ZM188 116V115H187ZM200 116H199V118H200ZM262 116V115H261ZM21 117H23V116H21ZM31 117V118H32ZM40 116H38V118H39ZM41 117H43V116H41ZM117 117H119V116H117ZM114 118V120L115 121H117V119L118 118ZM133 117V116H132ZM205 116H202V118H204ZM213 117V116H212ZM215 118H216V116H214ZM213 117V118H214ZM264 117V116H263ZM37 118V119H38ZM147 118V117H146ZM214 118V119H215ZM258 118H259V116H258ZM20 119H22V118H20ZM43 119V124H44V117L42 118ZM83 119V118H82ZM95 119V118H94ZM218 119V118H217ZM225 119H227V117L225 118ZM41 120V119H40ZM56 120H57V118H56ZM61 120V119H60ZM90 120V119H89ZM112 120H113V117H112ZM113 120V121H114ZM119 120V119H118ZM131 120H132V118H131ZM134 120V119H133ZM145 120V119H144ZM261 120V119H260ZM33 121H34V118H33ZM35 121H36V119H35ZM93 121V120H92ZM130 121V120H129ZM164 120H162V122L164 123L165 122ZM249 121V120H248ZM16 122V121H15ZM17 122H20V121H17ZM58 123H59V121H57ZM62 122V121H61ZM131 122V121H130ZM201 122V121H200ZM202 122H203V120H202ZM206 122V121H205ZM221 122H224V121H221ZM239 122V121H238ZM241 122V121H240ZM240 122H239V124L235 127V128H237L238 130H240V132H242L243 134L242 135H244L243 137H245V145H246V148L252 153V158H251V160H252V162H253V164H254V166L253 167H255V170H256V173L258 174V175H261V176H263L264 175V162H263V158H262V155H261V153H260V146H261V142L262 141H259V140H256V138H255V136L254 135H256V134H253L252 133V131L251 130H248L246 127H248L247 125H243V124H240ZM21 123V122H20ZM39 123V122H38ZM73 123L74 122H72V125H73ZM93 123V122H92ZM98 123V122H97ZM113 123H115V122H113ZM18 124V123H17ZM61 124V123H60ZM133 123H131V125H132ZM219 124H220V122H219ZM218 124V125H219ZM246 124V123H245ZM90 125H91V122H90ZM94 126H95V122H94V124H93ZM129 125H130V123H129ZM162 125V124H161ZM204 125V124H203ZM53 126V125H52ZM60 126H62V125H60ZM59 126V127H60ZM40 127H42L41 125H40ZM100 127V126H99ZM116 127V126H115ZM119 127V126H118ZM222 127V126H221ZM226 127V126H225ZM37 128H38V126H37ZM42 128H44V127H42ZM61 128H64V127H61ZM93 129H92V136L94 135V137H95V140H94V142H95V145H96V147L98 148V150H100V151H102L103 153H105V154H107V151H108V149H106V143L104 142V141H106L105 140V137H103V136H101V134H100V132L101 131H99L98 130V127L96 126V127H92ZM1 129V128H0ZM45 129V128H44ZM255 129V128H254ZM56 130H59V129H56ZM62 130V129H61ZM117 130H118V128H117ZM229 130V129H228ZM258 130V129H257ZM66 131V130H65ZM190 131V130H189ZM195 131V130H194ZM216 131H218V130H216ZM255 131V130H254ZM40 132H41V128H40ZM57 132V131H56ZM68 132V131H67ZM120 132V131H119ZM196 132H198V131H196ZM195 132V133H196ZM219 132H222V131H219ZM224 132V131H223ZM225 132H228V131H225ZM55 133V132H54ZM230 133V132H229ZM258 133V132H257ZM57 134V133H56ZM62 134H63V132H62ZM119 134H121V133H119ZM164 134H165V131H164ZM193 134H194V132H193ZM201 134V132H199V135ZM219 134V133H218ZM231 134V133H230ZM58 135V134H57ZM64 135V134H63ZM68 135H69V133H68ZM197 135V134H196ZM228 135V134H227ZM167 135H165V137H166ZM168 136H171L170 134L168 135ZM177 136H178V133H177ZM221 136V135H220ZM46 137V136H45ZM60 137V136H59ZM61 137H64V136H61ZM68 137V136H67ZM71 137V136H70ZM197 137H198V135H197ZM197 137H196V139H197ZM261 137V136H260ZM104 138V139H103ZM171 138V137H170ZM170 138H168V139H170ZM202 138V137H201ZM226 138V141H225V149L226 150H224L223 148V150L224 151H227V153H230V155L231 154H233V153H235V151H236V149H235V147H234V145H232V142H231V140H230V137L229 136H227V137H225ZM64 139L66 140L67 138H65L64 137ZM63 139V140H64ZM167 138L165 139V141H167L168 140ZM172 139H173V137H172ZM177 139L178 138H176L175 140H173L174 141V143L176 144V142H177ZM257 139H260V138H257ZM45 140H46V138H45ZM71 140V139H70ZM70 140H69V142H70ZM113 140V139H112ZM123 140V139H122ZM192 140V139H191ZM202 140V139H201ZM263 140H264V138H263ZM61 141V140H60ZM72 141V140H71ZM110 141V140H109ZM126 140H124V144H123V152L121 153V154H117L118 156H119V158H118V161H117V163H116V165L120 168V169H122V166L124 165L123 164V162H124V158H127L129 155H130V151L132 152V150H130L129 149V147H128V145L129 144H127L126 142H125ZM170 141V140H169ZM179 141V140H178ZM129 142V141H128ZM197 142H199L198 140H197ZM196 142V143H197ZM222 142H224V141H222ZM72 143V142H71ZM109 143H111L112 144V146H113V143H112V141L111 142H109ZM166 143V145H167V143L168 142H165ZM171 143V142H170ZM170 143H168V145L170 144ZM173 143V144H174ZM204 143H206V142H204ZM242 143V142H241ZM66 144H67V141H66ZM114 144H116L117 145V143H114ZM69 145V144H68ZM67 145V146H68ZM108 145H110V144H108ZM118 145H120L119 143H118ZM161 145H163V144H161ZM177 145H178V143H177ZM200 145V144H199ZM242 145V144H241ZM65 146V145H64ZM63 146V147H64ZM67 146L65 147V148H67ZM69 146H71V144L69 145ZM111 146V147H112ZM179 146V145H178ZM177 146V147H178ZM186 146V145H185ZM72 147H73V145H72ZM163 147V146H162ZM200 147V146H199ZM203 147V146H202ZM71 148V147H70ZM139 148V147H138ZM179 148V147H178ZM189 148V147H188ZM207 148V147H206ZM209 148V147H208ZM243 148H244V146H243ZM263 148V147H262ZM2 149V148H1ZM73 149V148H72ZM112 149H115V148H112ZM141 149V148H140ZM171 149V148H170ZM170 149H168L167 148V150L169 151ZM173 149H176V148H174L173 147ZM184 149V148H183ZM220 148H218V150H219ZM2 150H4V149H2ZM65 150V149H64ZM68 150V149H67ZM71 150V149H70ZM111 150V149H110ZM117 150H118V148H117ZM180 150V149H179ZM208 150V149H207ZM32 151V150H31ZM72 151V150H71ZM112 151V150H111ZM116 151V150H115ZM119 151V150H118ZM141 151H142V149H141ZM144 151V150H143ZM143 151H142V153H143ZM176 152H177V150H175ZM205 151V150H204ZM219 151H221L222 152V150L220 149ZM238 151V150H237ZM25 152H27V150L25 151ZM74 152V151H73ZM172 153V154H170V160H169V162H170V166H169V172L168 173H170L171 175H172V177H174L173 179H174V181H176V184H175V182H174V185H176V186H174V187H176L177 189H178V192H180V194L182 195V197L184 196L183 194L185 193V191L187 190L186 188L184 189V183H186L187 182V180H186V182H184L185 181V177L183 176V173L182 172H184L185 171V169L184 170H182L181 171V168L183 169V164H182V162H180V160L178 159V158H176V155H177V153ZM209 152H210V150H209ZM216 152H217V150H216ZM221 152H219V154H221ZM240 152V151H239ZM0 153H1V151H0ZM5 153V152H4ZM28 153V152H27ZM33 153V152H32ZM72 153V152H71ZM99 153H101V152H99ZM113 153V152H112ZM117 153V152H116ZM119 153V152H118ZM146 153V152H145ZM171 153V152H170ZM182 152H180V154H181ZM6 154V153H5ZM74 154H76V152L74 153ZM139 154H140V152H139ZM218 154V153H217ZM219 154L217 155V157L219 158ZM263 154V153H262ZM30 155V154H29ZM29 155H27V157L29 156ZM44 155V154H43ZM43 155H42V157H43ZM104 155V154H103ZM110 155V154H109ZM146 155H148L149 156V154H146ZM207 156H209L208 154H206ZM210 155H211V152H210ZM229 155V156H230ZM241 155V154H240ZM3 155H1V157H2ZM101 156H102V154H101ZM112 156H116L115 155V153H114V155H112ZM111 156V157H112ZM147 156V157H148ZM178 156V155H177ZM226 156V155H225ZM231 156H233V155H231ZM32 157H35V156H32ZM39 157V156H38ZM70 157H75V156H70ZM102 157H104V156H102ZM106 157H108V156H106ZM106 157L104 158V159H106ZM151 157V156H150ZM178 157H182V156H178ZM209 157H211V156H209ZM220 157L222 158V156L220 155ZM243 157V156H242ZM248 157H249V155H248ZM3 158V157H2ZM5 158V157H4ZM3 158V159H4ZM6 158H7V156H6ZM30 158H31V155H30ZM37 158V157H36ZM46 158V157H45ZM78 159H79V157H77ZM115 158H117V157H115ZM140 158H141V156H140ZM39 159V158H38ZM51 159V158H50ZM72 158H70V160H71ZM75 159H76V157H75ZM111 159V158H110ZM114 159V158H113ZM113 159H111V160H113ZM149 158H145L143 161H142V159H140V161L141 162H143V166H145V162H146V160H148ZM234 159V158H233ZM31 160V159H30ZM36 160V159H35ZM34 160V161H35ZM54 160V159H53ZM52 160V161H53ZM69 160V161H70ZM80 160V159H79ZM78 160V161H79ZM150 160V159H149ZM220 161L221 160H223V159H219ZM33 161V162H34ZM38 161V160H37ZM36 161V162H37ZM59 161V160H58ZM65 161V160H64ZM67 161H68V159H67ZM66 161V162H67ZM77 161V162H78ZM107 160H105V162H106ZM114 162H115V159L113 160ZM159 161V160H158ZM205 161V160H204ZM209 161H211V158H209ZM227 161V160H226ZM3 163H4V160L2 161ZM31 162V161H30ZM41 162H42V164L41 165H44L43 163H45L46 161H45V159L44 158H41ZM41 162H39V163H41ZM53 162H55V163H57V160H54ZM104 162V161H103ZM111 162V161H110ZM126 162V161H125ZM128 162L129 161H127V165H128ZM162 162V161H161ZM202 162V161H201ZM224 162V161H223ZM251 162V161H250ZM6 163H7V161H6ZM47 163L49 164V162L47 161ZM186 163V162H185ZM206 163L207 162H205V165H206ZM36 165H37V163H35ZM46 164V163H45ZM60 164H61V162H60ZM71 164V163H70ZM76 164V163H75ZM74 164V165H75ZM105 164V163H104ZM112 164V163H111ZM110 164V165H111ZM4 165H5V163H4ZM8 165V164H7ZM10 166L12 165V164H9ZM35 165V166H36ZM55 165V164H54ZM73 165V166H74ZM80 165V164H79ZM127 165H124V167L125 166H127ZM150 165V164H149ZM229 165V164H228ZM227 165V166H228ZM231 165V164H230ZM251 165V164H250ZM34 166V165H33ZM34 166V167H35ZM56 166V165H55ZM58 166V165H57ZM60 166V165H59ZM58 166V167H59ZM68 166V165H67ZM66 166V167H67ZM106 166V165H105ZM107 166H108V162H107ZM113 166H115V165H112L111 167H113ZM117 166H116V168H117ZM246 166V165H245ZM37 167H39V166H37ZM69 167H71V166H69ZM185 167H187V166H185ZM206 167V166H205ZM231 167V166H230ZM242 167V166H241ZM247 167H249V166H247ZM72 168V167H71ZM71 168H69L70 170L69 171H71ZM77 168V167H76ZM108 168V167H107ZM168 168V167H167ZM229 168V167H228ZM232 168V167H231ZM243 168V167H242ZM35 169V168H34ZM45 169V168H44ZM59 169V168H58ZM63 169V168H62ZM120 169H119V171H120ZM124 169V168H123ZM122 169V170H123ZM140 169L142 170V169H144L143 167H140ZM189 169V168H188ZM206 169V168H205ZM248 169V168H247ZM36 170V169H35ZM38 170H39V168H38ZM41 170H43V169H41ZM61 170V169H60ZM73 170H74V168H73ZM77 170V169H76ZM108 170V169H107ZM113 170H114V168H113ZM117 171H118V169H116ZM121 170V173H123V171ZM145 170V169H144ZM229 170V169H228ZM231 170V169H230ZM230 170L229 171H227V174L229 173V174H231V172H230ZM236 170V169H235ZM118 171V172H119ZM143 171V170H142ZM149 171H152V170H149ZM194 171H196V170H194ZM193 171V169H192V172H194ZM243 172H244V170H242ZM254 171V170H253ZM77 172H78V170H77ZM111 172V171H110ZM223 172H225V170L223 171ZM44 172H42V174H43ZM46 173V172H45ZM74 173V172H73ZM120 173V172H119ZM185 173V172H184ZM214 173V172H213ZM226 173V172H225ZM40 174V173H39ZM72 174V173H71ZM146 174V173H145ZM144 174V175H145ZM149 174H151L150 172L147 174V177H149ZM155 174V173H154ZM165 174V173H164ZM193 174V173H192ZM216 174V173H215ZM228 174V175H229ZM244 174L246 175L247 173H245L244 172ZM143 175V177H145V178H147L146 176H144ZM152 175V174H151ZM156 175V174H155ZM196 175V172L194 173V176ZM214 177H217V176H215L214 174H212ZM227 175V176H228ZM44 176V175H43ZM73 176H75L74 174H73ZM114 176V175H113ZM165 176V175H164ZM212 176V177H213ZM220 176V175H219ZM248 176H249V174H248ZM2 177V176H1ZM8 177V176H7ZM37 177H38V175H37ZM42 177V176H41ZM76 177V176H75ZM154 177V176H153ZM202 177V176H201ZM213 177V183H215V186H217L216 184H218V187H219V185H220V183L221 182H219V180L218 179H216V178H214ZM222 177V176H221ZM221 177H219L220 179H221ZM230 177V176H229ZM233 177H235V176H233ZM255 177V176H254ZM5 178V177H4ZM4 178L2 177V179L4 180ZM38 178H40V175H39V177ZM46 178V177H45ZM44 178V179H45ZM114 178V177H113ZM156 178V177H155ZM195 178H196V176H195ZM198 178V177H197ZM196 178V179H197ZM224 177H222V180H224L223 179ZM231 178H232V176H231ZM249 178V177H248ZM246 176H244L243 177V180H242V183L245 185V187H247L246 185L248 184L247 183V179H248ZM259 178H260V176H259ZM262 178H264V177H262ZM42 179V178H41ZM40 179V180H41ZM47 180H45V182L46 181H48L49 179H48V177L46 178ZM73 179V178H72ZM75 179V178H74ZM152 179V178H151ZM201 179V178H200ZM200 179H198V180H200ZM212 179V178H211ZM227 179H228V177H227ZM241 179V178H240ZM2 180V181H3ZM13 180H14V178H12V175H10L9 176V178L7 179V180H5V183H6V187H7V189H9V190H12V189H14L15 188V183L13 182ZM39 180V179H38ZM39 180V181H40ZM76 180V179H75ZM116 180H117V178H116ZM145 180V179H144ZM165 180H167V179H164V181ZM250 180V179H249ZM44 181V180H43ZM78 181H79V178H78ZM194 181H197V180H194ZM225 181V180H224ZM224 181H223V183H224ZM228 181V180H227ZM251 181V180H250ZM258 181V180H257ZM264 181V180H263ZM1 182V181H0ZM41 182H42V180H41ZM76 182V181H75ZM118 182H119V180H118ZM145 183V185H146V183H148L147 182V179H146V181H144ZM192 182V181H191ZM200 182H202V183H204V181L202 180V181H200ZM199 182V183H200ZM211 182V181H210ZM196 183V182H195ZM198 183V182H197ZM198 183V184H199ZM206 183V182H205ZM212 183V184H213ZM227 183H230V182H227ZM251 183V182H250ZM41 184V183H40ZM88 184H90L89 182H88ZM149 184V183H148ZM151 184V183H150ZM164 184V183H163ZM187 184V183H186ZM186 184H185V186H186ZM209 184H211V183H209ZM225 184V183H224ZM233 183H231V185H232ZM45 185H46V188H45ZM43 187H44V191L43 192H45V190H46V193H47V195H50V193L52 192V188H50L51 189V192H50V190H49V188H47V187H49V183L48 184H45ZM91 185V184H90ZM195 185V184H194ZM193 185V186H194ZM250 186H251V184H249ZM254 185V184H253ZM252 185V186H253ZM260 185V184H259ZM258 185V186H259ZM86 186V185H85ZM149 186H151V185H148V187ZM164 186V185H163ZM198 186H200V185H198ZM205 186H207L206 184L204 185V187ZM214 186V187H215ZM224 186V185H223ZM5 187V188H6ZM87 187H88V185H87ZM92 187V186H91ZM202 187V186H201ZM221 187V186H220ZM220 187H219V189H220ZM239 187V186H238ZM244 187V188H245ZM260 187V186H259ZM264 187V186H263ZM263 187H262V189H263ZM16 188H18V187H16ZM243 188V189H244ZM88 190H89V187L87 188ZM86 189V190H87ZM92 189V188H91ZM205 189V188H204ZM203 189V190H204ZM215 189H217L216 187H215ZM246 190L247 189H249V188H245ZM244 189V191H246ZM252 189H253V187L252 188H250V190L252 191ZM93 190V189H92ZM190 190V189H189ZM221 190V191H220ZM219 191H220V193H222L221 194V205H222V207H223V212H224V209H225V211H226V213H227V215H228V217L229 218H231V221L232 220H235L236 218H237V213H236V208L238 207L237 206V204H236V202L234 203V205H236V208H234V205H232V203L228 200V197H229V195H226V194H229V193H225L224 191H222V187H221V189H220ZM229 190V189H228ZM227 190V191H228ZM258 190V189H257ZM260 190V192H261V188L259 189ZM14 191H16V190H14ZM231 191V190H230ZM234 191H236V190H234ZM233 191V192H234ZM249 191V190H248ZM10 192V191H9ZM12 192H13V190H12ZM17 192V191H16ZM91 192V194H89V191H88V193H87V195H88V197L91 195V197H92V199L90 200V201H94V197H95V192H94V190L93 191H90ZM94 192V193H93ZM200 192V191H199ZM217 192H218V190H217ZM232 192V193H233ZM238 192V191H237ZM14 193V192H13ZM46 193L44 194V195H46ZM93 193V194H92ZM177 193V192H176ZM207 193H208V191H207ZM235 193V192H234ZM251 193H254V192H251ZM262 193V192H261ZM196 194V193H195ZM203 194H205L204 193V191H203ZM209 194V193H208ZM247 194H249V197L248 198H250V204H251V206H252V208H253V210H254V212H252V213H255V211L256 210H258V203H257V200H256V198L254 197V194L252 195V194H250L249 192L247 193ZM246 194V195H247ZM46 195V196H47ZM52 196H53V194H51ZM150 195V194H149ZM148 195V196H149ZM189 195H190V193H189ZM32 196V195H31ZM97 196H98V194H97ZM150 196H152V195H150ZM149 196V197H150ZM200 196H203L202 197V199H205V197H204V195H200ZM210 196V195H209ZM220 196V195H219ZM228 196V197H227ZM231 196V195H230ZM237 196V198H238V195H236ZM245 196V195H244ZM256 196V195H255ZM264 195H262V197H263ZM30 197V196H29ZM29 197H26V199L27 198H29ZM49 197V196H48ZM99 197V196H98ZM178 198H179V196H177ZM197 197V196H196ZM199 197V196H198ZM235 197V196H234ZM247 197V196H246ZM50 198V197H49ZM200 198V197H199ZM198 198V199H199ZM248 198H246V200L248 199ZM31 198H29V199H27V200H30ZM33 199V198H32ZM48 199V198H47ZM53 199H54V197H53ZM52 199V200H53ZM153 199V198H152ZM155 199V198H154ZM190 199V198H189ZM188 199V200H189ZM231 199V198H230ZM234 199V198H233ZM236 199V198H235ZM263 199V198H262ZM50 200V199H49ZM95 200H96V198H95ZM149 200V199H148ZM150 200H151V198H150ZM149 200V201H150ZM183 200H184V198H183ZM245 200V201H246ZM32 201V200H31ZM92 201V203H97L98 202V198H97V202H93ZM124 201H126V198H125V200L123 199V202ZM157 200L155 199V202H156ZM202 201V200H201ZM206 201H208V198L206 199ZM205 201V202H206ZM210 201V200H209ZM34 202V201H33ZM122 202V201H121ZM120 202V203H121ZM123 202H122V205H123ZM128 202V201H127ZM151 202L152 201H150V204H151ZM180 202V201H179ZM247 202V201H246ZM152 203H154V201L152 202ZM202 203V202H201ZM24 204H25V202H24ZM28 204V203H27ZM62 204H64L63 202H62ZM124 204H126V203H124ZM156 204V203H155ZM157 204H158V202H157ZM203 204H205V203H203ZM218 204V203H217ZM32 205H33V203H32ZM97 205V204H96ZM95 205V206H96ZM100 205V204H99ZM127 205V204H126ZM125 205V206H126ZM206 205V204H205ZM205 205H202V206H205ZM240 205V204H239ZM248 204H246V206H247ZM264 205V204H263ZM34 206V205H33ZM110 206V205H109ZM153 207V208H150L152 211H153V209L154 208H156V207H158V205H156V207H154L153 205H150L149 207ZM183 206V205H182ZM206 206H208V209L210 208V207H212V206H210L209 207V205H206ZM26 207H27V205H26ZM35 207V206H34ZM123 207V206H122ZM160 207V206H159ZM247 207H249V206H247ZM246 207V208H247ZM29 208V207H28ZM32 208V207H31ZM94 208H97V206L96 207H94ZM99 208V207H98ZM97 208V209H98ZM102 208V207H101ZM205 208V207H204ZM239 209H240V207H238ZM36 209V208H35ZM65 209V208H64ZM66 209H68V208H66ZM113 209H115V208H113V206H112V210ZM212 209V208H211ZM222 209V208H221ZM61 210H63V207H61ZM112 210H110V211H112ZM117 208L114 210V211H112V212H114V213H116L117 211ZM126 210V209H125ZM124 210V211H125ZM156 210H157V208H156ZM156 210L154 209V213H156ZM158 210L160 211V209L158 208ZM157 210V211H158ZM206 210V209H205ZM242 210V209H241ZM251 210V209H250ZM35 212H36V210H34ZM64 211V210H63ZM62 211V212H63ZM66 211V210H65ZM64 211V212H65ZM99 211V210H98ZM98 211H96L97 213H100V211L98 212ZM180 211V210H179ZM210 211V210H209ZM61 212V211H60ZM61 212V213H62ZM63 212V213H64ZM70 211H68V212H65L64 214H62L63 216H62V219L64 218V220H65V222L67 221V219L69 220V218H71L70 216L68 217V215H70V214H67V213H69ZM111 212V213H112ZM122 212V211H121ZM183 212H184V209H183ZM251 212V211H250ZM258 211H256V215L255 216H257V213ZM261 212V211H260ZM28 213H31V212H28ZM33 213V212H32ZM37 213V212H36ZM35 213V214H36ZM96 213V214H97ZM111 214L112 215V217H113V215H115V214ZM120 212H118V213H116V214H118V215H120L119 214ZM226 213H224V214H226ZM34 214V213H33ZM60 214V213H59ZM153 214V213H152ZM61 215V214H60ZM97 215H99V214H97ZM159 215V214H158ZM156 216V219L159 217V216ZM240 215V214H239ZM254 215V214H253ZM2 216V215H1ZM34 216V215H33ZM36 216V218H34ZM34 217H32V219L34 218V221L36 220L37 221V215H35ZM53 216V215H52ZM117 216V215H116ZM122 216V215H121ZM134 215H132V217H133ZM149 216H150V214H149ZM152 216V215H151ZM153 216H154V218H155V214H153ZM152 216V217H153ZM38 217H40V216H38ZM48 217H50V216H48ZM47 217V218H48ZM54 217V216H53ZM135 217H137V214L135 215ZM135 217H133L134 218V220H133V222L134 221H137V219L135 218ZM60 218H61V216H60ZM117 220H118V218L120 219V217H115ZM132 218V219H133ZM239 218H240V216H239ZM263 218V217H262ZM3 219V218H2ZM40 219H42L41 217H40ZM113 219V218H112ZM116 219L114 220V221H116ZM131 219V218H130ZM146 219H147V216H146ZM256 219V218H255ZM39 220V219H38ZM47 220V219H46ZM149 220V219H148ZM151 220V219H150ZM240 221H241V218L239 219ZM263 220V219H262ZM33 221V220H32ZM34 221H33V223H34ZM42 221V220H41ZM49 221H50V223H51V220H50V218H49ZM49 221H45L46 223H48ZM55 221V220H54ZM139 221V220H138ZM235 221H238V219L237 220H235ZM260 221V220H259ZM1 222V221H0ZM30 222V221H29ZM64 222V221H63ZM117 222H119V220L118 221H116V224H117V226L119 225V223H117ZM151 222H153V221H151ZM156 222V221H155ZM170 222V221H169ZM193 222V221H192ZM233 222V221H232ZM30 223H32V222H30ZM37 223H39V222H35L34 223V226H33V228L36 226V229H37ZM45 223V224H46ZM49 223V224H50ZM55 223V222H54ZM56 223H57V221H56ZM60 223L62 224V222L60 221ZM137 222H135V224H136ZM146 223H148V222H146ZM240 223V222H239ZM239 223H237L238 225H239ZM39 224H41V222L39 223ZM68 224V221L66 222V224L65 225H67ZM116 224H115V226H116ZM134 224V225H135ZM138 224V228H139V223H137ZM153 223H151V226H153L152 225ZM157 224V223H156ZM165 224V223H164ZM194 224H196V223H194ZM2 225V224H1ZM52 224H50V226H51ZM69 225H70V223H69ZM74 225V224H73ZM172 225H173V223H172ZM43 227L44 225L42 224V225H40V227ZM47 226H49V225H47ZM53 226V225H52ZM51 226V228L50 229H52L53 227ZM64 226V225H63ZM116 226V227H117ZM137 226V225H136ZM174 226V225H173ZM177 226V225H176ZM205 226V225H204ZM258 226V225H257ZM1 227V226H0ZM39 227V228H40ZM65 227V226H64ZM67 227H68V225H67ZM119 227V226H118ZM117 227V228H118ZM153 227H156L155 225L153 226ZM168 227V226H167ZM221 227H223L224 228V226L222 225ZM260 227V226H259ZM31 228V227H30ZM29 228V229H30ZM48 228V227H47ZM48 228V229H49ZM69 228H70V226H69ZM68 228V229H69ZM74 228L75 227H73V229L72 230H74ZM116 228V230H118ZM173 228V227H172ZM203 225H202V223L201 222H197V225H196V233H197V235L199 236V239L201 240L200 242L202 243L203 242V240H204V232H203ZM222 228V229H223ZM35 229V230H36ZM68 229H66L67 231H68ZM119 229H121L120 227H119ZM175 229H176V227H175ZM259 229V228H258ZM257 229V231H258V234H256V235H258V240H259V247H256V249H258V248H260L261 249V254L262 255H264V242H263V239L259 236V233H261V232H259V230ZM31 230V229H30ZM40 230H42V228H40ZM148 230V229H147ZM224 230V229H223ZM47 231V230H46ZM54 231H56V230H54ZM53 231V232H54ZM132 231H134L133 229H132ZM195 231V230H194ZM257 231H255V232H257ZM3 232V231H2ZM1 232V233H2ZM31 232V231H30ZM29 232V233H30ZM43 232V231H42ZM52 232V231H51ZM51 232H47L48 233V235H50L51 234ZM68 232H70V231H68ZM157 232V231H156ZM206 232H207V230H206ZM225 232V231H224ZM223 231H222V233H224ZM236 232V231H235ZM238 232V231H237ZM4 233V232H3ZM44 233V232H43ZM151 233V232H150ZM150 233H148V234H150ZM158 233V232H157ZM221 233V234H222ZM226 233V232H225ZM30 234H32V233H30ZM30 234H29V236H30ZM99 234V233H98ZM208 234V233H207ZM231 234V233H230ZM255 234V233H254ZM262 234V233H261ZM40 235H41V233H40ZM39 232H36L35 234H34V236H32V237H29V238H33V241H34V243H35V248L36 249H40V245H41V243H40V238H39ZM54 235V234H53ZM181 235V234H180ZM223 236H224V234H222ZM242 235V234H241ZM246 235V234H245ZM52 236V235H51ZM209 235H206V237H207V239L209 238L208 237ZM226 236V235H225ZM225 236H224V238H225ZM230 236V235H229ZM263 236V235H262ZM49 236H47L46 238H48ZM120 238H121V235L119 236ZM196 238H198L197 236H195ZM227 237V236H226ZM58 238V237H57ZM56 238V239H57ZM195 238V239H196ZM231 239H233V240H237V238L235 239V237L233 236V237H230ZM256 238H257V236H256ZM3 239V238H2ZM42 239H43V237H42ZM50 239H53V236L50 238ZM55 239V238H54ZM122 239V238H121ZM49 240V239H48ZM243 240H244V242H245V237H244V239H242V243H243ZM45 241H47L46 239H45ZM52 241V240H51ZM57 241V243L59 244V240H56ZM120 241V240H119ZM32 242V241H31ZM166 242H167V239H166ZM169 242V241H168ZM171 242H173V241H171ZM209 242V241H208ZM233 242V241H232ZM258 242V241H257ZM52 243V242H51ZM226 243H227V245H229V242H227V238H226ZM238 244H239V241L237 242ZM48 244V243H47ZM53 244V243H52ZM122 244V243H121ZM167 244V243H166ZM173 245H176V244H174V242L172 243ZM44 245V244H43ZM46 245V244H45ZM44 245V246H45ZM75 245V244H74ZM116 245V244H115ZM123 245V244H122ZM244 245V244H243ZM246 245V244H245ZM58 246V245H57ZM167 246V245H166ZM179 245L177 244V246H176V249H177V247H178ZM231 246V245H230ZM234 246V245H233ZM239 246H240V244H239ZM239 246H236V248L238 247V249L240 248ZM256 246V245H255ZM32 247H33V245H32ZM50 247H52V246H50ZM49 247V248H50ZM158 247V246H157ZM160 247V246H159ZM170 247V246H169ZM172 247H174V246H172ZM243 247V246H242ZM118 248V247H117ZM116 248V249H117ZM153 249H154V246L152 247ZM175 248V247H174ZM174 248H172V250H175ZM232 248V247H231ZM253 248H255V247H253ZM3 249V248H2ZM33 249V248H32ZM35 249V250H36ZM167 249H168V247H167ZM180 249H181V247H180ZM245 249V248H244ZM243 248H241V250H244ZM34 250V249H33ZM38 250H37V252H38ZM45 250H48V249H45ZM165 250H166V248H165ZM182 250V249H181ZM207 250V249H206ZM229 250H230V248H229ZM232 250H233V248H232ZM240 250V251H241ZM2 251H4V249L2 250ZM15 252L17 251V250H14ZM117 251V250H116ZM125 251V250H124ZM199 251V250H198ZM245 251H246V249H245ZM0 252H1V247H0ZM6 252V251H5ZM155 252H158V251H155ZM171 252V251H170ZM204 252V251H203ZM234 252V251H233ZM232 252V253H233ZM247 252V251H246ZM11 253H14V252H11ZM19 253V252H18ZM39 253V252H38ZM85 253H88V252H85ZM119 253V252H118ZM122 253V252H121ZM202 253V252H201ZM206 253H207V251H206ZM205 253V254H206ZM243 253H245V252H243ZM242 253V251H241V254H243ZM10 254V253H9ZM45 254V253H44ZM127 254V253H126ZM171 255L173 254V252L172 253H170ZM177 254V253H176ZM175 254V252H174V254L173 255H176ZM238 254V253H237ZM240 254V253H239ZM0 255H2L1 253H0ZM4 255H6L7 256V253L5 254L4 253ZM12 255V254H11ZM11 255H10V258H11ZM48 255H51V254H48ZM46 256L47 258L49 257V256ZM56 255H58L57 253H56ZM121 256L123 255V254H120ZM120 255H119V257H120ZM207 255V254H206ZM248 255V254H247ZM256 255H258L257 253H256ZM6 256H5V259H6ZM86 256H88L87 254H86ZM155 256H156V254H155ZM158 256H159V252H158ZM157 256V257H158ZM168 256V255H167ZM179 256V255H178ZM235 256V255H234ZM233 256V257H234ZM51 257V256H50ZM52 257H54V255H52ZM2 258H3V256H2ZM1 258V259H2ZM37 258V257H36ZM55 258V257H54ZM85 258V257H84ZM121 258V257H120ZM127 258V257H126ZM182 258V257H181ZM199 258V257H198ZM243 258H245L244 257V255H243ZM51 259H53V258H51ZM59 259V258H58ZM86 259H87V257H86ZM90 258H88V260H89ZM122 259V258H121ZM155 259V258H154ZM159 259V258H158ZM157 259V260H158ZM161 259V258H160ZM168 259H169V257H168ZM231 260H232V258H230ZM240 259V258H239ZM239 259H237V260H239ZM258 259H259V256H258ZM3 261H4V258L2 259ZM11 260V259H10ZM12 260H14V262H15V264H19L20 262H19V258H18V256H17V254L15 253V254H13V258H12ZM37 260H39V259H37ZM36 260V261H37ZM46 260V259H45ZM123 260H127V259H123ZM169 260H171V259H169ZM236 260V261H237ZM257 259L255 258V263L257 264V262L259 261V260H257ZM2 261V262H3ZM49 259L47 260V262H45V264H48L49 262ZM56 261V260H55ZM55 261H50V262H55ZM84 261H85V259H84ZM156 261V260H155ZM202 261V260H201ZM201 261H200V263H201ZM233 261H234V259H233ZM261 261V260H260ZM38 262V261H37ZM42 262V261H41ZM40 262V263H41ZM88 262V261H87ZM147 262H149V261H147ZM171 262H173L174 263V261H171ZM179 262V261H178ZM199 262V261H198ZM238 262V261H237ZM11 263H13V262H11ZM36 263V262H35ZM55 263H57V262H55ZM156 263V262H155ZM159 263V262H158ZM239 263V262H238ZM259 263H261V262H259ZM258 263V264H259ZM5 264V263H4ZM54 264V263H53ZM58 264V263H57ZM73 264V263H72ZM169 264V263H168ZM199 264V263H198ZM204 264V263H203ZM237 264V263H236ZM264 264V263H263Z\"/></svg>",
	"mask_w": 264,
	"mask_h": 264
}]
</instances>
